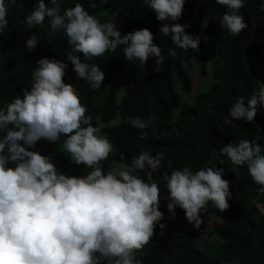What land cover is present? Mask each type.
Instances as JSON below:
<instances>
[{
  "label": "clouds",
  "instance_id": "1",
  "mask_svg": "<svg viewBox=\"0 0 264 264\" xmlns=\"http://www.w3.org/2000/svg\"><path fill=\"white\" fill-rule=\"evenodd\" d=\"M9 2L0 0V32L8 25ZM215 2L226 9L219 24L228 34L239 35L246 28L239 14L244 0ZM184 4L185 0H142V6L162 22L159 36L168 37L176 48L197 49L199 36L176 22ZM61 8L62 0H36L25 22L32 27L47 17L52 32L63 30L69 46L65 60L92 89H99L104 80L93 58L118 47L129 62L144 65L152 59V71L161 70L164 56L148 29L122 35L113 23L116 12L101 22L81 3ZM259 8L264 12V0ZM36 46L34 36L24 41L28 51ZM168 53L176 55L173 48ZM65 60L38 59L30 89H22V96L0 108V264H141L136 254L151 239L154 228L164 227L158 224L164 214L159 210L158 185L141 179L138 172L159 169L164 153L141 150L129 163L103 171L98 165L113 145L85 115L78 90L64 81ZM257 104L264 106V82L256 85L247 103L243 97L236 98L224 123L253 122ZM131 123L142 127L135 119ZM61 137L62 152L73 164L88 169L86 174L67 175L58 170L51 155L33 150L41 139L56 143ZM260 153L261 147L246 138L219 148L231 165L246 166L257 191L264 192V155ZM216 154L213 149L212 157ZM223 176L224 169L214 164L196 171L184 166L165 174L168 212L174 217L179 207L193 228L199 229L206 204L211 202L220 212L229 207L232 193Z\"/></svg>",
  "mask_w": 264,
  "mask_h": 264
},
{
  "label": "trees",
  "instance_id": "2",
  "mask_svg": "<svg viewBox=\"0 0 264 264\" xmlns=\"http://www.w3.org/2000/svg\"><path fill=\"white\" fill-rule=\"evenodd\" d=\"M35 2L10 0L7 4L8 25L0 32V108L22 96V89H30L31 73L38 59L65 60L69 48L63 30L52 32L47 17L40 25L26 24L25 17ZM77 2L101 22L116 12L113 23L122 35L148 29L164 56L159 72L152 71V59L144 65L135 60L129 62L122 47L94 57L93 62L104 72L99 89H92L87 81L77 78L71 62L66 60L63 77L78 90L80 102L86 107L85 115L93 126L99 127L113 145V151L100 162L103 171L110 170L113 161L129 163L141 150L153 155L164 153L159 169L138 172L141 179L158 185L159 210L164 214L158 222L164 227L154 228L151 239L136 254L141 264H231L235 260L236 264H264V211L257 204L264 206V192L257 191L246 166L231 165L226 156L219 154L224 143L246 138L259 145L260 154L264 155V106L256 105L253 122L241 119L224 123L236 98L243 97L247 103L256 85L264 82V12L259 8L262 0H244L239 14L246 28L236 36L219 24L225 6L215 0H185L182 16L176 22L188 25L185 30L201 39L197 49L187 50L176 48L168 37L159 36L162 22L155 19L151 9L142 6V0H62L61 10ZM203 23L206 35L202 32ZM32 36L37 46L28 51L24 41ZM169 48L175 50V56L169 55ZM210 51L215 53L213 80L187 102L183 95L194 88L187 68L196 64L201 76H207ZM120 88H124V96L118 103ZM135 118L148 123L134 126L131 121ZM117 119V123L110 124ZM63 140L61 137L55 143L41 139L33 150L51 155L58 170L67 175H84L86 168L73 164L62 152ZM213 149L217 153L214 158ZM167 161H171L170 166ZM213 164L224 169L223 178L229 181L232 195L223 212L211 202L205 205L199 230L209 231L210 223L216 220L214 231L219 241L204 249L184 232L182 224L188 222L184 211L177 207L174 217L168 212L163 176L184 166L196 171Z\"/></svg>",
  "mask_w": 264,
  "mask_h": 264
},
{
  "label": "rangeland",
  "instance_id": "3",
  "mask_svg": "<svg viewBox=\"0 0 264 264\" xmlns=\"http://www.w3.org/2000/svg\"><path fill=\"white\" fill-rule=\"evenodd\" d=\"M202 32L204 35H206V28H205L204 23L202 24ZM214 60H215V53L210 51V53L208 55L209 69H208V74L205 77L201 76L200 71L198 69V66H196V64H193L192 66L187 68V70H188V72L192 78L193 85H194L193 90L189 94L183 95V98L187 102H191L193 100V98L197 95L198 92H200L202 89L205 88V86H208L212 82ZM123 96H124V88H120L117 91V102L118 103L122 102ZM117 118L120 119V116ZM119 119H117L113 122H110V124L117 123L119 121ZM135 120L137 121L138 125H145L148 123L147 120H144L142 118H135ZM121 164H123V162L113 161V163L111 164L110 170L113 168L119 167V165H121ZM98 166L100 167V163ZM87 171H88V169H85L84 174H86ZM257 204H258V207H260V209L264 211L263 204L261 202H258ZM215 222H216V220H213L210 223L209 228H208L209 231H202L199 229H195V228H193L192 224L189 222H184L182 224V227H183L184 232L191 235L196 240V242L199 243V245L202 248L210 249L212 244H216L219 241V238H218L216 232L214 231L216 229ZM236 263H237V260H235L231 264H236Z\"/></svg>",
  "mask_w": 264,
  "mask_h": 264
}]
</instances>
